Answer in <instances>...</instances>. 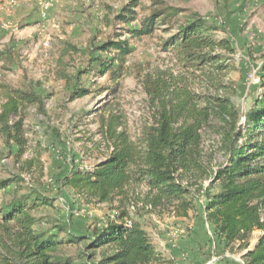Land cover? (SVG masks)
<instances>
[{"label": "trees", "instance_id": "16d2710c", "mask_svg": "<svg viewBox=\"0 0 264 264\" xmlns=\"http://www.w3.org/2000/svg\"><path fill=\"white\" fill-rule=\"evenodd\" d=\"M138 6V1L131 2L117 20L122 24L135 22ZM155 7L142 20V29L135 35L169 32L164 52L174 54L195 79H200L196 77L200 72L204 81L198 84L187 74L172 69L153 72L134 69L128 65L133 51L126 41H108L98 47L97 52L114 56L94 59L89 71L97 70L102 77L109 76L115 83L111 89L114 93L121 88L119 80L127 77L138 80L152 116L134 137L127 118L106 108L98 117V135L109 154L91 171L73 174L68 184L104 203L113 202L127 189L144 187L157 193L153 205L178 204L189 211L197 210V195L191 189V181L204 180L208 185L201 183L199 187L203 198L200 219L211 229L213 248L222 246L225 252L235 250L244 254V264H264V83L261 94L242 115L232 97L222 93L230 88L223 79L233 67L220 52H234L230 41L216 40L218 28L197 13L163 3H156ZM4 54L0 52V61ZM82 74L85 73L61 74L72 101L92 94L91 89L76 85ZM3 88L5 102L0 112V133L24 153L27 140L24 120L20 119L22 111L36 106L39 113L47 115L49 97L34 90ZM109 91L103 89L102 94ZM53 132L60 141L59 131ZM206 133L221 137V161L211 168L202 147ZM11 185L12 181L0 182V230L13 238V247L0 241L1 250L8 255L2 264L167 263L140 223L131 221V226H127L128 212L119 214L115 222L95 229L89 239L76 238L68 229L57 225L44 231L42 219L35 212L49 204L47 200L34 193L22 195ZM257 232L261 233L258 243L251 249ZM107 247L116 250L99 261L95 255L88 254ZM71 248H76V255H70Z\"/></svg>", "mask_w": 264, "mask_h": 264}, {"label": "rangeland", "instance_id": "374dc122", "mask_svg": "<svg viewBox=\"0 0 264 264\" xmlns=\"http://www.w3.org/2000/svg\"><path fill=\"white\" fill-rule=\"evenodd\" d=\"M133 1L139 3L135 9L137 20L122 24L117 17ZM156 3L201 15L218 28L216 40L230 41L234 52H220L233 67L223 79L230 88L222 93L232 97L242 115L248 112L263 90L264 0H0V52L5 53L0 61V112L5 102L3 87L24 92L34 90L49 97L47 115L39 113L36 106L22 111L20 119L24 120L27 140L24 153L0 133V182L12 181V189L16 188L22 195L34 193L47 200L49 204L35 212L42 219L44 231L57 225L68 229L76 238L89 239L95 229L115 222L119 214L128 212L127 224L135 221L142 225L165 264L220 261L241 264L244 254L235 250L225 252L222 246L213 248L211 229L200 219L203 198L199 187L201 183L208 185L204 180L191 181V189L197 195V210L189 211L178 204L153 205L157 193L144 187L127 189L113 202L104 203L68 184L73 174L91 171L107 158L109 151L98 135V117L106 108L127 118L134 137L152 116L138 80L133 77L119 80L121 88L114 93L111 89L115 83L109 76L102 77L97 70L89 71L94 59L114 56L97 52L98 47L108 41H126L133 51L128 65L134 69L190 73L174 54L164 52L169 32L135 35L142 29V20L156 9ZM63 72L69 76L85 73L76 85L91 89L92 94L72 101L70 89L61 79ZM196 77L200 79L190 76L191 81L198 84L204 81L200 72ZM103 89L110 91L102 94ZM54 130L59 131L60 141ZM220 141L217 133L204 135L202 147L209 168L221 161ZM260 234L255 233L251 249L257 245ZM0 241L13 247L12 236L2 230ZM1 247L0 264L8 256ZM115 250L107 247L88 254L95 255L99 261ZM69 253L76 255V248H71Z\"/></svg>", "mask_w": 264, "mask_h": 264}, {"label": "built area", "instance_id": "2783aa9c", "mask_svg": "<svg viewBox=\"0 0 264 264\" xmlns=\"http://www.w3.org/2000/svg\"><path fill=\"white\" fill-rule=\"evenodd\" d=\"M127 226L130 227L131 226V223H129Z\"/></svg>", "mask_w": 264, "mask_h": 264}, {"label": "water", "instance_id": "95a60500", "mask_svg": "<svg viewBox=\"0 0 264 264\" xmlns=\"http://www.w3.org/2000/svg\"><path fill=\"white\" fill-rule=\"evenodd\" d=\"M241 264H244L243 262H241Z\"/></svg>", "mask_w": 264, "mask_h": 264}]
</instances>
